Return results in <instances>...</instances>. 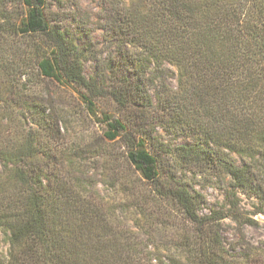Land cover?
<instances>
[{"label":"trees","instance_id":"16d2710c","mask_svg":"<svg viewBox=\"0 0 264 264\" xmlns=\"http://www.w3.org/2000/svg\"><path fill=\"white\" fill-rule=\"evenodd\" d=\"M92 1L77 45L0 0V264H264L222 236L264 215V0ZM66 94L102 135L69 139Z\"/></svg>","mask_w":264,"mask_h":264},{"label":"rangeland","instance_id":"374dc122","mask_svg":"<svg viewBox=\"0 0 264 264\" xmlns=\"http://www.w3.org/2000/svg\"><path fill=\"white\" fill-rule=\"evenodd\" d=\"M51 8L49 18L52 22L60 26L63 30H69L74 34V42L77 45L84 44L86 38L79 30L80 23L87 24L93 31L94 41L97 43L103 40V22L100 20L99 9L92 0H47ZM95 63L89 61L85 64V75L90 77L94 74ZM169 83L175 87L176 83L170 79ZM65 105L58 106L59 109H65L70 117V122L75 126V130L69 133V139L98 137L103 134V130L95 119L81 118L80 113L82 109L78 103L75 102L74 97L70 94L65 96ZM201 191L206 197L208 207L221 208L224 204V194L222 188L216 183H200ZM246 204L251 201L244 198ZM256 224L254 226H240L231 219H226L222 223V236L225 245L234 254L241 251L253 250L252 247L259 248L264 252V215L255 217Z\"/></svg>","mask_w":264,"mask_h":264}]
</instances>
